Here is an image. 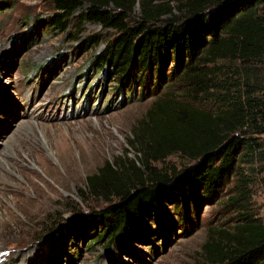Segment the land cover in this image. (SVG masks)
I'll use <instances>...</instances> for the list:
<instances>
[{
    "label": "trees",
    "instance_id": "1",
    "mask_svg": "<svg viewBox=\"0 0 264 264\" xmlns=\"http://www.w3.org/2000/svg\"><path fill=\"white\" fill-rule=\"evenodd\" d=\"M45 1L51 14L41 22L79 41L83 51L92 50L90 63L108 74L112 67L128 91L137 71L157 72L162 82L168 61L176 82V87L161 88L133 126L125 153L104 160L86 176L79 195L102 198L107 205L87 212L74 209L71 218L50 227L47 259L58 250L64 253L66 241L75 237L92 236L86 246L102 242L115 260L130 243L150 241L153 234L169 240V228L177 225L174 215L183 228L192 207L217 199L242 151L245 156L256 150L246 132L264 130V101L256 95L264 86L251 70L252 63L264 59V0ZM136 2L140 12L131 20ZM84 22L110 32L105 38L100 33L82 37ZM100 44L104 47L98 51ZM220 61L229 63L230 76L219 67H205ZM172 155L194 164L156 166ZM244 181L239 179L237 186L243 188ZM240 197L243 193L231 201ZM169 206L178 211L173 214ZM238 214L230 226L209 230L200 264H264V223L247 211ZM151 217L158 221V233Z\"/></svg>",
    "mask_w": 264,
    "mask_h": 264
},
{
    "label": "rangeland",
    "instance_id": "2",
    "mask_svg": "<svg viewBox=\"0 0 264 264\" xmlns=\"http://www.w3.org/2000/svg\"><path fill=\"white\" fill-rule=\"evenodd\" d=\"M139 12L136 2L131 20ZM50 14L45 0H0V264H200L201 246L212 228L230 226L244 211L264 223V130H249L245 137L254 138V154L242 156V151L219 197L192 207L183 228L174 215L177 225L169 228V240L153 234L150 241L130 243L128 252L115 260L102 242L86 246L92 236L75 237L66 241L64 253L58 250L47 259L50 227L71 218L74 209L87 212L107 205L102 198L79 195L86 176L104 160L125 153L133 126L154 97L161 88L176 87L168 61L162 82L157 72L137 71L128 91L112 67L108 74L90 63L92 50L83 51L79 41H69L41 22ZM82 29V37L100 33L105 38L110 32L89 22ZM228 65L220 61L205 67H219L230 76ZM253 67L264 86V59ZM256 95L264 101V91ZM193 164L172 155L156 166L183 169ZM239 179L245 180L243 188L237 186ZM150 220L158 233L156 217Z\"/></svg>",
    "mask_w": 264,
    "mask_h": 264
},
{
    "label": "bare ground",
    "instance_id": "3",
    "mask_svg": "<svg viewBox=\"0 0 264 264\" xmlns=\"http://www.w3.org/2000/svg\"><path fill=\"white\" fill-rule=\"evenodd\" d=\"M45 142H47V141L45 140ZM0 181H3V180L1 179Z\"/></svg>",
    "mask_w": 264,
    "mask_h": 264
}]
</instances>
